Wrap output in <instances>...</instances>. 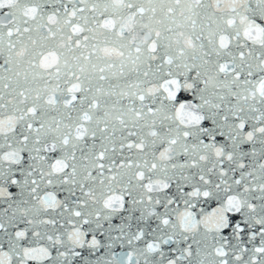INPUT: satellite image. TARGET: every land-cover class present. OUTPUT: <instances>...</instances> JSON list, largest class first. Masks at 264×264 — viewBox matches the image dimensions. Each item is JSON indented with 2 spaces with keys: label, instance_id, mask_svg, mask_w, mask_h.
<instances>
[{
  "label": "snow or ice",
  "instance_id": "6c2138e0",
  "mask_svg": "<svg viewBox=\"0 0 264 264\" xmlns=\"http://www.w3.org/2000/svg\"><path fill=\"white\" fill-rule=\"evenodd\" d=\"M0 264H264V0H0Z\"/></svg>",
  "mask_w": 264,
  "mask_h": 264
}]
</instances>
